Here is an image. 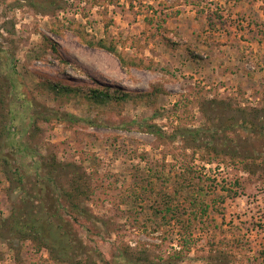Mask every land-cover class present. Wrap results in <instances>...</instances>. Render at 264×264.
<instances>
[{
  "label": "rangeland",
  "instance_id": "1",
  "mask_svg": "<svg viewBox=\"0 0 264 264\" xmlns=\"http://www.w3.org/2000/svg\"><path fill=\"white\" fill-rule=\"evenodd\" d=\"M78 29L115 51L86 45ZM118 54L137 65L127 67ZM6 61L26 106L35 101L77 118L41 117L30 126L31 109L23 110L16 137L32 133L40 154L76 162L90 176L94 191L85 203L111 224L109 235L85 239L97 264H105L99 252L107 260L116 248L141 250L158 264L179 249L185 257L177 264H264V138L216 130L229 119L264 120V0H0V69ZM48 79L97 81L129 91L130 99L123 106L88 102L82 93L62 100L49 92ZM199 127L208 129L199 139L213 145H186L176 135ZM187 167L205 179L207 200L226 194L222 186L236 193L215 203L219 209L182 248L175 224L154 230L150 210L123 197L137 168L174 176ZM16 199L0 166V264H65L8 232Z\"/></svg>",
  "mask_w": 264,
  "mask_h": 264
},
{
  "label": "trees",
  "instance_id": "2",
  "mask_svg": "<svg viewBox=\"0 0 264 264\" xmlns=\"http://www.w3.org/2000/svg\"><path fill=\"white\" fill-rule=\"evenodd\" d=\"M76 35L88 46L115 51V48L107 45L104 40L87 39L82 29H78ZM119 59L127 67L137 65L123 55H119ZM15 75L17 76L14 64L6 61L4 68L0 69V110L3 111L0 112V166L4 167L17 197L5 219L7 230L19 239L32 240L36 250L45 248L55 262L97 264L90 256L94 249L85 239L90 234L109 235L111 224L104 217L96 216L85 203L94 191L91 188L90 176L76 162H63L54 154H40L32 143L33 140L31 141L32 133L28 134L26 140L16 137L19 132L16 120L23 110L31 109L30 126L35 125L41 117L46 121H60L68 117L73 123L77 118L54 108L41 109L35 101L29 100V105L26 106L25 93L17 90L21 84L17 83ZM46 81L49 92L62 100H70L82 93L88 102L93 100L123 106L130 99L129 91L111 88L97 81L92 85L72 84L54 79ZM221 123L217 124L216 130L219 129L225 135L231 132L236 133V136L246 134L264 138L263 118H257L256 122L251 120L239 123L229 119ZM145 126L148 132L158 138L165 137L157 126ZM207 130L204 127L184 128L176 132V135L182 137L186 145H213L211 140L204 142L199 139ZM176 135L174 134L175 137ZM228 140L234 144L237 142L236 137L232 136H228ZM221 145H226V142ZM216 146L214 145L215 149L211 147L219 153ZM220 150L225 152L224 148ZM262 157L264 159V156ZM181 170L178 175L172 176L158 168H147L145 172L137 168L133 174L134 186L124 195L123 200L125 198L127 205L140 210L148 208L154 218L153 229L156 231L162 230V227L170 223L175 224L183 239L182 248H187L194 229L198 226L202 229L205 224L204 217L210 211L219 209L215 203L223 202L225 195L232 197L236 192L222 186L226 194L207 200L204 191L206 181L202 175L189 167ZM183 200L186 206L182 203ZM98 255L101 257L100 261L105 264H158L143 251H130L128 248H116L107 260H103L104 254L101 252ZM184 257L179 249L174 252V259L171 257L162 264H177L183 261Z\"/></svg>",
  "mask_w": 264,
  "mask_h": 264
},
{
  "label": "crops",
  "instance_id": "3",
  "mask_svg": "<svg viewBox=\"0 0 264 264\" xmlns=\"http://www.w3.org/2000/svg\"><path fill=\"white\" fill-rule=\"evenodd\" d=\"M261 52H263V51H261Z\"/></svg>",
  "mask_w": 264,
  "mask_h": 264
}]
</instances>
